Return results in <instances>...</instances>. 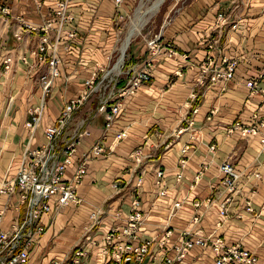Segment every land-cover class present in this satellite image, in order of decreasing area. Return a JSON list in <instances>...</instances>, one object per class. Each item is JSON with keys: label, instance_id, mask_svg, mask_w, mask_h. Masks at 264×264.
<instances>
[{"label": "crops", "instance_id": "obj_1", "mask_svg": "<svg viewBox=\"0 0 264 264\" xmlns=\"http://www.w3.org/2000/svg\"><path fill=\"white\" fill-rule=\"evenodd\" d=\"M55 1L0 0V8L8 10L6 14L0 11V182L12 164L11 171L15 172L28 141L25 121L42 98L39 76L47 70V63L35 54L44 35L41 26ZM128 7L127 0L120 7L114 0H75L69 8L76 34L55 46L61 58L60 74L46 94L32 147L44 142L43 126L54 121L62 101L80 93L86 78L95 74L99 80L110 69L115 73L114 65L109 67L114 21ZM219 13L226 22L217 18ZM234 23L236 28H231ZM155 34H160L161 44L169 41L175 53L167 57L160 52L150 60L146 36L144 45L133 48L125 68L150 63L151 77L125 98L107 136L103 114L97 113L88 121L101 91L91 94L74 112L64 138L83 128L86 134L78 142L66 178L74 174L95 142L103 144L105 155L89 159L88 171L77 186L78 203L40 216L45 230L33 244L28 264L64 260L86 237H98L122 226L132 197L140 200L145 214L136 242L154 239L145 263L163 264L167 255L174 258L173 264H212L211 247L195 245L182 258L177 257L185 232L200 229L208 244L221 236L228 244L253 252L257 264H264V148L258 135L246 136L240 129H232L234 123L245 127L264 121V0H187L186 6L168 16ZM47 35L53 43L54 31ZM208 58L217 65L225 58L237 59L233 78L211 82L209 76H202L199 65ZM255 78L261 89L250 93L246 81ZM123 82L124 78L117 87ZM124 129L127 136L116 140V133ZM210 145L215 149L210 150ZM185 146L187 151L181 153ZM138 149L141 152L137 155ZM181 156L186 163L182 178L176 180ZM226 159L240 177L234 194L218 195L219 166ZM157 168L166 171L163 197L157 194ZM246 201H250L251 210H246ZM175 202L181 204L176 210ZM192 202L202 205L196 208ZM222 204L225 217L220 215ZM0 209L4 211V229L24 213L17 194H0ZM92 213L97 214L96 219L91 218ZM198 213L200 221L195 223L193 218ZM166 229L172 234L161 245ZM90 262L106 264L96 252L91 253Z\"/></svg>", "mask_w": 264, "mask_h": 264}, {"label": "built area", "instance_id": "obj_2", "mask_svg": "<svg viewBox=\"0 0 264 264\" xmlns=\"http://www.w3.org/2000/svg\"><path fill=\"white\" fill-rule=\"evenodd\" d=\"M74 1L56 0L53 11L41 26L44 35L37 45L38 53L36 52L35 55L39 61L47 63V70L39 76L42 98L40 103L29 111V117L25 121V127L28 130V141L16 161L15 172L11 171L12 164L0 182V194L8 196L17 194L20 203L24 206V213L22 217H15L12 220L9 229H4L2 227L4 211L0 209V264H28L31 248L39 235L45 230L44 225L40 222V216L43 213L78 203L77 186L88 171L89 159L105 155L103 144L99 141L95 142L88 150L89 152L78 162L74 174L70 178H66L68 169L74 164L78 142L86 134V130L83 128L72 133L66 139L64 138V132L70 124L74 112L84 104L91 94L101 91L96 110L91 113L88 121L97 113L103 114L105 119L104 136H107L108 131L122 111L125 98L133 95L151 77L150 63H146L140 68L136 66L125 68V63L120 62L115 73H112L110 69L99 80H96L95 74H92L85 79L84 88L77 96L60 103L59 113L54 121L43 126L44 142L39 146L32 147L35 131L41 126L46 94L49 93L54 79L60 74L61 58L56 52L55 46L61 40L74 38L76 34L73 25L74 18L69 12V8L74 4ZM124 2L125 0H114L116 7H120ZM0 11L3 14L8 12L5 6L1 7ZM217 18L226 22V17L222 13H219ZM231 27L236 28V24H232ZM51 30L54 31L53 43L49 42L47 35ZM158 35L155 34L145 38L150 60L153 56L159 55L160 52L167 57H172L175 53L169 41L163 44L160 43ZM208 46L212 47V43ZM50 49L51 52L47 55ZM236 66L237 59L225 58L222 59V64L217 65L213 64V61L208 58L199 65V70L202 76H209L211 82L228 81L233 78ZM122 78L125 79V82L118 88L117 84ZM246 85L250 93L258 92L261 89L256 78L248 79ZM191 96L195 97L196 95L192 93ZM233 126L232 129H240L243 135H258L260 145L264 148L263 120H259L251 126L240 127L239 123H234ZM126 136L127 131L124 129L116 133L115 138L116 140H123ZM187 149V146L183 147L181 153H185ZM209 149L214 150L215 145H210ZM136 152L138 155L141 150L138 149ZM185 163L186 160L181 156L178 167L180 169L176 172V180L182 178ZM219 171L221 179L217 194L220 195L223 192L234 194L237 190L240 172L236 170L229 159L220 164ZM254 175L259 176L257 172ZM155 176L156 184L159 186L157 194L163 197L166 195L167 190L165 183L166 171L157 168ZM207 201L211 202V200ZM192 204L196 208L202 205L201 202H192ZM180 205V202H175L173 207L176 210ZM251 209L250 201H246V210ZM220 215L222 217L226 215L223 204ZM200 217L201 214L198 213L194 216L193 221L198 223ZM91 218L96 219L97 214L92 213ZM144 220L145 214L141 209L140 200L137 197H132L131 210L125 223L120 227L105 231L101 235L102 239L97 242L93 238L91 246L98 249V254L102 256L106 264H151L150 262L145 263V260L150 256L154 239H144L136 242ZM185 233L187 235L184 237V243L180 246L177 256L179 259L185 255L187 249L197 245L211 247L214 253L212 264L257 263L255 257L247 250L240 249L235 244H228L221 236H215L211 244H208L200 229ZM171 234L172 230L166 229L159 243L163 245L165 239L170 238ZM88 255L89 250L80 243L77 250L73 251L69 258L64 260L52 259L46 264H89ZM173 261L174 258L167 255L163 258V264H173Z\"/></svg>", "mask_w": 264, "mask_h": 264}, {"label": "rangeland", "instance_id": "obj_3", "mask_svg": "<svg viewBox=\"0 0 264 264\" xmlns=\"http://www.w3.org/2000/svg\"><path fill=\"white\" fill-rule=\"evenodd\" d=\"M157 1L158 0H127V2L129 3L127 11L117 15V20L114 21L113 28L115 29V35L113 38L115 39V42L112 61L109 67L113 65L115 66L117 60L121 57V53L123 52L124 41L129 33L132 21L136 20L137 13L140 14L141 19L145 17L144 19L146 21L140 31L132 36L131 41L129 42L124 52L123 61L120 62H124L125 64L126 61H128V58L132 56L133 48L136 46L141 47L142 45H144L143 37L152 36L159 29L161 23L164 22L168 16L172 15L174 12H178L179 10L183 9L187 4V0H164L156 10L147 13V10L153 7V5ZM104 232H102V234ZM93 238L94 240H96V242L102 239L101 236L86 237V239H83V241L81 242V245L89 250L88 261H90V256L92 252L99 253L96 247L91 246V241ZM235 245L240 249L247 250L253 257H255L257 261V256L253 252L249 251L244 247H240V245L238 244ZM78 247L79 245L76 247L75 250H77ZM89 264H91V262Z\"/></svg>", "mask_w": 264, "mask_h": 264}, {"label": "bare ground", "instance_id": "obj_4", "mask_svg": "<svg viewBox=\"0 0 264 264\" xmlns=\"http://www.w3.org/2000/svg\"><path fill=\"white\" fill-rule=\"evenodd\" d=\"M163 1H164V0H158V1L153 5V7L149 8V9L147 10V13H148V12H152L153 10H156V9L159 7V5H160ZM152 14H153V13H152ZM144 18H145V17H143V19H141L140 14L137 13L136 20H135V21H132V23H131V27H130V29H129V33H128V35H127L125 41H124V44H123V52H122V53L125 52V50H126L128 44H129V42L131 41L132 36L135 35L137 32H139L140 29L142 28V26L144 25V23H145V21H146ZM138 19H139L140 21H139ZM138 21H139V22H138ZM121 57H122V56H121ZM121 57L118 59V61H117V63L115 64L113 70H117L118 65L120 64L119 62L122 60ZM118 63H119V64H118Z\"/></svg>", "mask_w": 264, "mask_h": 264}, {"label": "water", "instance_id": "obj_5", "mask_svg": "<svg viewBox=\"0 0 264 264\" xmlns=\"http://www.w3.org/2000/svg\"><path fill=\"white\" fill-rule=\"evenodd\" d=\"M121 56H122L121 58L123 59V57H124V53H122V55H121Z\"/></svg>", "mask_w": 264, "mask_h": 264}]
</instances>
